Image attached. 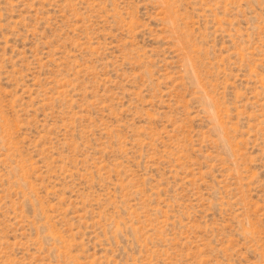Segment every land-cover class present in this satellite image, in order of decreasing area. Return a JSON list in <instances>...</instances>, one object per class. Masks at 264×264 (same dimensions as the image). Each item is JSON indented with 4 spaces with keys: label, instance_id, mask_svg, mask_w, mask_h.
<instances>
[{
    "label": "rangeland",
    "instance_id": "1",
    "mask_svg": "<svg viewBox=\"0 0 264 264\" xmlns=\"http://www.w3.org/2000/svg\"><path fill=\"white\" fill-rule=\"evenodd\" d=\"M0 264H264V0H0Z\"/></svg>",
    "mask_w": 264,
    "mask_h": 264
}]
</instances>
